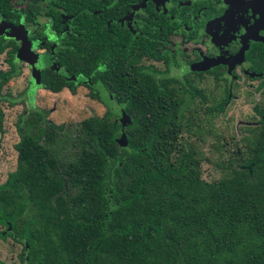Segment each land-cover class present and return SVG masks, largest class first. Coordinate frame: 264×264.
Instances as JSON below:
<instances>
[{
  "label": "trees",
  "instance_id": "trees-1",
  "mask_svg": "<svg viewBox=\"0 0 264 264\" xmlns=\"http://www.w3.org/2000/svg\"><path fill=\"white\" fill-rule=\"evenodd\" d=\"M90 46L84 55L74 41L57 59L112 96V42ZM10 74L0 73V86ZM159 98L151 85L121 84L131 120H82L85 145L66 162L40 143L42 131L19 134L0 225L11 224L34 264H264V112L227 173L206 181L196 152L177 139L180 102Z\"/></svg>",
  "mask_w": 264,
  "mask_h": 264
},
{
  "label": "flooded vegetation",
  "instance_id": "flooded-vegetation-1",
  "mask_svg": "<svg viewBox=\"0 0 264 264\" xmlns=\"http://www.w3.org/2000/svg\"><path fill=\"white\" fill-rule=\"evenodd\" d=\"M101 38L112 42L113 122L121 113L131 120L121 84L151 85L163 102H180L177 90L189 84H264V0H0V54L9 68L26 60L39 84L45 77L98 95L89 75L70 74L57 56L74 41L87 55ZM254 110L259 120L264 105Z\"/></svg>",
  "mask_w": 264,
  "mask_h": 264
},
{
  "label": "rangeland",
  "instance_id": "rangeland-1",
  "mask_svg": "<svg viewBox=\"0 0 264 264\" xmlns=\"http://www.w3.org/2000/svg\"><path fill=\"white\" fill-rule=\"evenodd\" d=\"M6 58L0 54V73L10 70ZM25 61L22 58L12 66L7 81L0 86V185L16 168L15 144L20 133L42 131L40 143L66 162L85 145L84 138H79L82 120L113 119L107 115L111 100L105 90H99L98 95L85 85L48 90L42 87L45 77L39 84V73L30 75L25 71ZM205 85L189 84L191 88L177 90L181 104L177 118L183 128L177 139L192 147L198 156L201 178L211 181L227 173L234 153L244 150L246 137L256 129L259 116L254 107L264 105V84H247L245 80V84ZM194 87L198 92L194 93ZM223 98L226 100L221 109H216ZM33 119L38 121L36 128L27 125ZM34 263L27 243L19 240L11 224L0 225V264Z\"/></svg>",
  "mask_w": 264,
  "mask_h": 264
},
{
  "label": "water",
  "instance_id": "water-1",
  "mask_svg": "<svg viewBox=\"0 0 264 264\" xmlns=\"http://www.w3.org/2000/svg\"><path fill=\"white\" fill-rule=\"evenodd\" d=\"M109 106H110V111L111 112L112 110L114 111V109L112 108V103ZM120 117L123 119V123H128V118L123 113H121Z\"/></svg>",
  "mask_w": 264,
  "mask_h": 264
}]
</instances>
